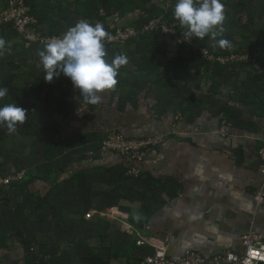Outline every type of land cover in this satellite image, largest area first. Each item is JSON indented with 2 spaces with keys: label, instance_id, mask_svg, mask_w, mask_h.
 <instances>
[{
  "label": "crops",
  "instance_id": "obj_1",
  "mask_svg": "<svg viewBox=\"0 0 264 264\" xmlns=\"http://www.w3.org/2000/svg\"><path fill=\"white\" fill-rule=\"evenodd\" d=\"M34 1L58 15L64 0ZM71 1L76 12L79 1L91 0ZM176 2L96 0L93 19L74 13L56 20V37L38 23L44 43L4 39L0 87L8 95L0 103L20 105L28 116L14 133L0 126V175L26 173L0 193V264H141L157 243L173 259L188 252L241 256L244 234L264 239V205L255 202L264 194L257 156L264 139V0H221L224 33L194 37L195 49L181 40L187 29L167 17ZM156 12L176 35L117 43L118 30H142L150 23H137ZM80 20L101 23L112 37L105 40L109 62L128 58L97 105L85 103L63 75L45 82L38 55ZM219 39L229 46L219 47ZM239 55L255 63L230 61ZM113 133L164 141L137 163L102 153V140ZM133 166L137 179L125 174Z\"/></svg>",
  "mask_w": 264,
  "mask_h": 264
},
{
  "label": "clouds",
  "instance_id": "obj_2",
  "mask_svg": "<svg viewBox=\"0 0 264 264\" xmlns=\"http://www.w3.org/2000/svg\"><path fill=\"white\" fill-rule=\"evenodd\" d=\"M174 17L187 29L186 35L198 39L209 37L216 40L224 33V5L221 0H177ZM112 37L101 23L91 25L84 20L70 27L61 38H53L44 50L38 53L44 68L43 79L51 83L61 75L68 78L74 89L79 90L87 104L102 102L101 93L113 90L118 81V70L127 65L124 54L115 56L111 62L107 57L105 40ZM221 48L229 46V41H216ZM5 41L0 38V49ZM8 95L6 87H0V101ZM28 110L14 103H0V126L14 133L18 125H23Z\"/></svg>",
  "mask_w": 264,
  "mask_h": 264
},
{
  "label": "built area",
  "instance_id": "obj_3",
  "mask_svg": "<svg viewBox=\"0 0 264 264\" xmlns=\"http://www.w3.org/2000/svg\"><path fill=\"white\" fill-rule=\"evenodd\" d=\"M11 7H13L11 5ZM21 10L26 11L21 7ZM10 12V13H9ZM8 12V17H0V27L9 26L8 22L11 21L13 28L18 32L19 35H26L29 29L30 20L24 19L22 15H19L15 9H11ZM13 20L15 22H13ZM15 24V25H14ZM145 34H158L162 36L176 35L175 25L170 27L163 19H158L150 22L148 26L142 30H137L135 28H128L118 30L116 41L119 45L125 46L131 39L139 38L141 35ZM184 42L188 43L192 49H195L194 36H189L183 34L182 39ZM34 42L39 43L42 40H36ZM51 41H46L45 44H48ZM44 43V42H42ZM206 57H209V52H204ZM230 61L241 62L243 64H254L255 61L248 55H239L231 56ZM226 135V130L221 131V136ZM162 137H148L146 139H130L119 133H113L102 140L101 151L104 154L107 153H116L123 157L131 159L133 162L140 163L144 160L146 153L154 148L159 147L163 143ZM258 161L264 167V139L262 140V145L257 152ZM140 171L135 167H131L126 175L130 179H137L140 177ZM26 173L20 172L17 174H3L0 175V193L6 187L14 185L16 183H21L25 181ZM255 202L258 207L264 205V194L259 193L255 199ZM92 215H86L87 219H91ZM264 239L263 237L254 232L250 231L243 235L241 238L242 247L244 252L241 256H237L230 252H223L221 254L215 255L214 257L208 258L196 252H188L184 258L173 259L168 255V246L164 243H157L153 245V254L141 262V264H258V261H255L253 257L255 254L262 253L258 251V247L264 248Z\"/></svg>",
  "mask_w": 264,
  "mask_h": 264
},
{
  "label": "trees",
  "instance_id": "obj_4",
  "mask_svg": "<svg viewBox=\"0 0 264 264\" xmlns=\"http://www.w3.org/2000/svg\"><path fill=\"white\" fill-rule=\"evenodd\" d=\"M24 1L31 8L32 16H34L35 19L38 20L40 24L41 23L46 24V25L50 26L51 28H54L57 26L56 20H58L60 22L68 20L70 17L75 15L74 13H77V14L84 16V17H87L89 19H93L95 14H96V11L98 9V6L95 4L96 0H91L88 3H84L82 1H79L76 12H73L70 9L72 1L71 0H64L63 6L61 8V12L58 15H51L50 10L53 9L52 7L46 8L45 6L44 7L41 6V4L37 5V4H35L34 0H24ZM9 6L10 5H8V3H7L4 6L5 7L4 9L7 10ZM162 16H163V13H161V12H156V14L150 13L148 19H143L141 22L137 23V28L140 29V28L144 27L145 25H147L148 23H150L151 21L158 19ZM167 17L172 19V20L175 18L173 13L171 15H167ZM51 32H53V34H50L49 35L50 37H56L57 36V31L55 28ZM15 36L19 37L21 39L23 38L22 36L16 34L11 28L0 30V38H2L3 40L6 38L9 39L10 37H15ZM149 37L150 36H147V38H149ZM110 47L111 46H108V48H107V46L105 47V49H107L106 52L109 51ZM9 66H13V65L11 64Z\"/></svg>",
  "mask_w": 264,
  "mask_h": 264
},
{
  "label": "rangeland",
  "instance_id": "obj_5",
  "mask_svg": "<svg viewBox=\"0 0 264 264\" xmlns=\"http://www.w3.org/2000/svg\"><path fill=\"white\" fill-rule=\"evenodd\" d=\"M8 3V5H10L8 7L7 10H5L4 6ZM11 5L13 7H11ZM21 7L24 8L26 11L21 10ZM11 9H15L17 11H21V12H17L19 15H24L23 18L30 20V27L28 29L27 34L25 35H20L22 36V40L24 43H28L29 46H33L36 44V42H34V38H36V40H39V38L41 39L42 36V31H41V26L38 25L39 21L35 19L34 16H32V10L29 6H27V3L24 0H0V17H4V19H6L8 16L5 14H8V12ZM10 13V12H9ZM13 22H15L13 20ZM9 26H2L0 27L1 29H8L11 28L16 34H18V32L13 28V25L11 24V21L8 22ZM15 25V24H14ZM35 27V28H34ZM19 35V34H18Z\"/></svg>",
  "mask_w": 264,
  "mask_h": 264
},
{
  "label": "water",
  "instance_id": "obj_6",
  "mask_svg": "<svg viewBox=\"0 0 264 264\" xmlns=\"http://www.w3.org/2000/svg\"><path fill=\"white\" fill-rule=\"evenodd\" d=\"M257 250L258 251H262V253H264V248L263 247H258L257 248ZM263 256H264V254H263ZM264 258V257H263ZM253 259L255 260V261H258V264H264V261H261L260 259V256H258V254H255V256L253 257Z\"/></svg>",
  "mask_w": 264,
  "mask_h": 264
},
{
  "label": "bare ground",
  "instance_id": "obj_7",
  "mask_svg": "<svg viewBox=\"0 0 264 264\" xmlns=\"http://www.w3.org/2000/svg\"><path fill=\"white\" fill-rule=\"evenodd\" d=\"M257 253H258V256H260V258H261L260 260H261V261H264V258H263V257H264L263 254H264V253H259V252H257ZM247 264H250V263H247Z\"/></svg>",
  "mask_w": 264,
  "mask_h": 264
}]
</instances>
